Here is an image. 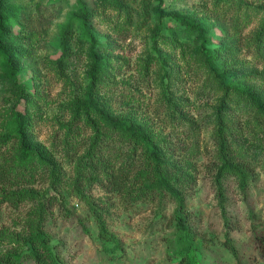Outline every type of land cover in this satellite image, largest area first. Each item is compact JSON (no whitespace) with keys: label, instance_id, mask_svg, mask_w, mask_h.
Listing matches in <instances>:
<instances>
[{"label":"rangeland","instance_id":"obj_1","mask_svg":"<svg viewBox=\"0 0 264 264\" xmlns=\"http://www.w3.org/2000/svg\"><path fill=\"white\" fill-rule=\"evenodd\" d=\"M1 1L15 6L12 31L28 46L14 60L31 105L16 104L0 58V138L11 128L12 108L27 113L28 140L39 154L25 176L19 171L14 182H0V264L10 253L22 258L8 264H38L25 256L35 231L47 237L57 264H176L183 240L175 218L185 221L200 264H264V141L253 150L251 115L227 113L229 151L233 157V149L245 150L236 163L247 167V178L240 186L233 173L218 172L222 88L203 64L197 34L172 20L186 16L204 29L205 48L227 84L264 97V52L255 45L264 0H162L165 17L156 12L157 0H81L96 13L86 26L108 64L92 99L143 125L163 149L165 185L154 183L144 196L135 184L109 190L81 159L92 144L118 168L127 147L114 135L94 138L96 115L82 108L90 46L78 0ZM17 143L12 136L0 140V166L17 167ZM143 163L137 150L126 164L130 180L148 172ZM38 250L40 264H54Z\"/></svg>","mask_w":264,"mask_h":264},{"label":"trees","instance_id":"obj_2","mask_svg":"<svg viewBox=\"0 0 264 264\" xmlns=\"http://www.w3.org/2000/svg\"><path fill=\"white\" fill-rule=\"evenodd\" d=\"M157 1L158 4L156 12L159 16L163 15L165 17V13H163L160 8L162 0ZM78 5L80 12L79 26L83 29L90 46V64L87 73L88 81L84 93V101H82V108L84 109V112L92 111L93 114L96 115V121H90L94 131V138L100 136L106 137L105 134L114 135L117 140L122 142V144L127 147V151L124 154V162L120 161L121 163L118 168H116L117 166L113 163V159L109 161L108 159H104L102 155H98L96 150H93L92 144H90L88 150L81 157V159L85 160V162L91 167L89 169L90 173L94 174L96 177H103L104 184L109 190L115 192H125L127 191V187H131L135 184L136 186L134 190L138 196H144L153 190L154 183L157 182L162 186L165 185L164 179L167 175L166 166L162 161L163 149L159 146L158 141H154V139H152L143 125L134 122L132 119L127 117H118L108 111H105L104 109H100L99 105L92 99V89L95 86V83L97 84L100 77L103 74H106L108 64L105 60L107 57L99 55L93 50L95 47V39L91 31L86 26L87 21L90 20V18L96 13L93 12L94 10H89L81 0H78ZM14 13V5L8 6L0 0V58L2 59V63L6 69V77L10 81L12 91L17 95L16 104L19 100H24L27 105H31V100L25 94V89L18 85L16 80L14 59L17 58L18 55L21 56L23 51L28 49V46L22 44V40H24L25 37L12 31L13 24L16 20ZM172 20L179 23L184 30L192 33L195 32L197 34L196 37L201 44L198 47V53L202 56L203 64L207 68L208 73L211 74L212 78L218 82L219 88H222L223 97L221 98L220 104L216 110L217 123L214 133V137L218 140V151L221 156V166L218 172L233 173V175L237 178L239 185L243 186L245 184V179L247 178V167L244 164L236 163V159H242L244 157L243 154L245 153V150L242 146L239 150L233 149L232 157V153L229 151L230 143L227 141L229 126H227L228 119L226 118V115L232 111L233 113L251 115V131L258 143L253 144L252 146V149L255 150V146L260 145L261 141H264L257 136L259 133L264 136V97L260 96L258 92L241 91L237 87L227 84L224 76L216 70L213 59L214 56L207 48H205L204 44L207 41L204 39V29L197 24H193L186 16L173 15ZM255 45L258 47V51L261 53L264 52V24L255 37ZM227 50L228 49H223L224 52H227ZM61 52L63 56L66 54V50L64 49H62ZM24 111H26V108H24ZM26 114L27 113H21L13 108L10 110L9 115L11 128L5 135H2L0 140H5L7 136L16 137L18 143L17 150L14 152V155L18 162L16 165L17 167H14L11 162H9L8 165L7 161L3 162L4 165L0 166V182H14L19 178V171L22 177L25 176L24 174L26 172L23 170L28 171L32 169L33 167L30 160L33 156L39 154L37 147H32L28 140L29 133L26 128L30 125V117ZM235 144L238 145L239 142H235ZM262 144H264V142ZM262 144L261 148L264 150V146ZM258 148L260 147L258 146ZM137 150H139V155L144 162L143 166L146 164L144 168H146L148 172H145L144 169L139 170L130 180V171L129 167H126V164H130V161H132V157ZM236 151L238 153H236ZM234 154H236V156ZM219 199H221V197H219ZM175 219L176 226L181 233L180 239L183 240V246L180 247L178 252H176L179 256L176 264H200L197 258L196 248L192 243V236L187 231L185 221L181 218ZM99 233L103 237H106L109 240L111 239L101 226ZM31 240L33 242V246L30 250H28L25 256H29L34 259L36 263L40 264L41 255L38 250L39 248L43 251V253H47V255H49L51 262L57 264L51 258L52 256L48 250L46 241L47 237L45 235H43L40 231H35ZM259 241H261V239ZM259 246L264 249V243H262V241L259 243ZM21 258L20 254L10 253L7 255V258L2 262V264H8V260H11V262H17L20 261Z\"/></svg>","mask_w":264,"mask_h":264}]
</instances>
